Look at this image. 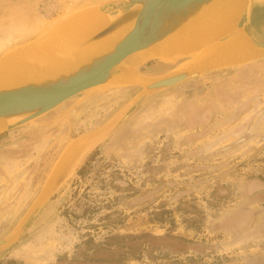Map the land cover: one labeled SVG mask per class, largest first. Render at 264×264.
Returning a JSON list of instances; mask_svg holds the SVG:
<instances>
[{
    "label": "rangeland",
    "instance_id": "rangeland-1",
    "mask_svg": "<svg viewBox=\"0 0 264 264\" xmlns=\"http://www.w3.org/2000/svg\"><path fill=\"white\" fill-rule=\"evenodd\" d=\"M118 1L0 0V57L71 13L116 16L127 9ZM193 57L157 58L133 72L165 76ZM142 88L108 84L14 129L18 119L7 121L0 242L28 230L0 250V264H264V57L156 92L115 129L75 143ZM111 236L143 237L122 242L140 246L124 258L104 246Z\"/></svg>",
    "mask_w": 264,
    "mask_h": 264
},
{
    "label": "water",
    "instance_id": "water-1",
    "mask_svg": "<svg viewBox=\"0 0 264 264\" xmlns=\"http://www.w3.org/2000/svg\"><path fill=\"white\" fill-rule=\"evenodd\" d=\"M222 0H120L117 5H126L127 9L113 16V20L102 30L90 36L75 47V53L85 51L115 35L124 27L131 30L115 45L114 49L105 54H99L89 63L83 64L76 71L69 74H48L42 79H33L25 84L0 87V118H18L9 128L30 123L56 109L65 102L96 87L108 84H119L126 70L133 71L142 63L149 62L146 52L156 46H162L173 37L181 34L185 29L197 22L212 10ZM239 29L245 32L258 48L264 51V0H250V6ZM42 37L15 48L0 57V66L13 52L36 42L44 40ZM48 38V37H47ZM228 38L220 42H226ZM202 54L194 57L176 72L152 77L139 74L145 85L133 101L115 119L104 127L82 136L75 143L84 144L108 133L126 121L130 115L152 94L170 89L203 75L234 68L224 62L198 61ZM264 57L251 60L241 66L258 61ZM153 60V59H152ZM25 142L17 143L21 147ZM72 144V143H71ZM64 155V154H63ZM63 159V157H62ZM62 159L58 167L61 169ZM45 194L42 202L37 206L30 222L42 211L53 195L54 186ZM28 227L13 231L0 242V250L13 238L22 236Z\"/></svg>",
    "mask_w": 264,
    "mask_h": 264
},
{
    "label": "bare ground",
    "instance_id": "bare-ground-1",
    "mask_svg": "<svg viewBox=\"0 0 264 264\" xmlns=\"http://www.w3.org/2000/svg\"><path fill=\"white\" fill-rule=\"evenodd\" d=\"M249 6L250 0H222L208 19L185 29L164 45L147 51L146 58L169 60L184 53L202 50L198 61L224 62L226 66L234 68L259 58V54L262 55L264 51L239 29ZM71 14L69 19H61L51 26L44 42L26 46L6 58L0 66V87L22 85L33 79L45 78L48 74L57 77L59 73H72L95 56L112 51L117 42L131 30L129 26L124 27L101 43L75 53L77 44L105 28L113 16L89 9ZM224 38L228 40L218 45L217 42ZM15 41L12 39V42ZM12 42L8 39V43ZM212 45L214 47L208 48ZM119 84L145 85V80L131 69L125 71ZM15 119L18 118H0V134L7 129V121Z\"/></svg>",
    "mask_w": 264,
    "mask_h": 264
},
{
    "label": "trees",
    "instance_id": "trees-1",
    "mask_svg": "<svg viewBox=\"0 0 264 264\" xmlns=\"http://www.w3.org/2000/svg\"><path fill=\"white\" fill-rule=\"evenodd\" d=\"M95 157V155H93L91 157V159H93ZM87 167L88 164L84 165L78 172V174L81 175H85L87 172ZM143 236H126V237H119V236H111L109 238H107L106 243L104 244L105 247L112 249V248H119L120 250H123V253L121 254L124 258H129V257H133L134 253H136V251L139 250V247H124L122 246V242L123 241H135L136 239H141Z\"/></svg>",
    "mask_w": 264,
    "mask_h": 264
},
{
    "label": "crops",
    "instance_id": "crops-1",
    "mask_svg": "<svg viewBox=\"0 0 264 264\" xmlns=\"http://www.w3.org/2000/svg\"><path fill=\"white\" fill-rule=\"evenodd\" d=\"M213 11V10H212ZM212 12H210L209 14H207V15H205V16H203L202 18H200L197 22H195V23H193L191 26H193V25H197V24H199V23H202V22H204L206 19H208L211 15ZM191 26H189V27H191ZM188 27V28H189ZM176 37V36H175ZM174 38V37H173ZM172 38V39H173ZM222 39H220L218 42H217V44L218 45H222L223 43L222 42H220ZM222 43V44H221ZM214 45H216V43L214 44ZM214 45H212V46H209L208 48H212V47H214ZM201 51L202 50H199V51H196V52H188V53H184V54H182V55H180V56H189V55H196V54H198L199 52L201 53ZM199 53V54H200ZM261 54H259V56H260ZM178 56H176L175 58H177ZM39 119V118H38Z\"/></svg>",
    "mask_w": 264,
    "mask_h": 264
},
{
    "label": "flooded vegetation",
    "instance_id": "flooded-vegetation-1",
    "mask_svg": "<svg viewBox=\"0 0 264 264\" xmlns=\"http://www.w3.org/2000/svg\"><path fill=\"white\" fill-rule=\"evenodd\" d=\"M38 130V128H36L34 131H32L31 132V134H32V136H34V138H35V136H37L38 135V132H39V130ZM30 134V133H29ZM37 134V135H36ZM29 139V138H28ZM16 144V143H15Z\"/></svg>",
    "mask_w": 264,
    "mask_h": 264
}]
</instances>
